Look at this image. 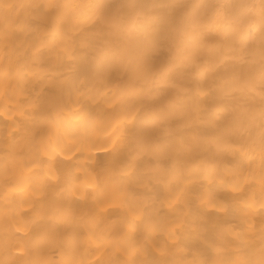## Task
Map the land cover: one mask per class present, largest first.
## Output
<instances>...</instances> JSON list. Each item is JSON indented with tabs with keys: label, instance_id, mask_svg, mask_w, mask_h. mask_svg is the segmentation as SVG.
Returning <instances> with one entry per match:
<instances>
[{
	"label": "bare ground",
	"instance_id": "bare-ground-1",
	"mask_svg": "<svg viewBox=\"0 0 264 264\" xmlns=\"http://www.w3.org/2000/svg\"><path fill=\"white\" fill-rule=\"evenodd\" d=\"M264 0H0V264H261Z\"/></svg>",
	"mask_w": 264,
	"mask_h": 264
},
{
	"label": "snow or ice",
	"instance_id": "snow-or-ice-1",
	"mask_svg": "<svg viewBox=\"0 0 264 264\" xmlns=\"http://www.w3.org/2000/svg\"><path fill=\"white\" fill-rule=\"evenodd\" d=\"M261 264H264V261H262Z\"/></svg>",
	"mask_w": 264,
	"mask_h": 264
}]
</instances>
